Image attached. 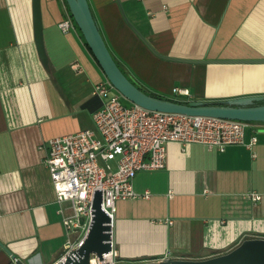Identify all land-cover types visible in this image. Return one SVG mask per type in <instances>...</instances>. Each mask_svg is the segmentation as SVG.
<instances>
[{
    "label": "crops",
    "instance_id": "0c3cea01",
    "mask_svg": "<svg viewBox=\"0 0 264 264\" xmlns=\"http://www.w3.org/2000/svg\"><path fill=\"white\" fill-rule=\"evenodd\" d=\"M51 71L34 39L32 0H0V241L25 264H57L67 235L45 164L50 138L92 128L105 74L78 26L64 33L65 0H41ZM124 73L142 89L181 101L264 95V0H89ZM188 89L189 94L174 89ZM251 149L167 144L166 166L139 172L149 198L119 200L112 235L123 261L205 259L264 237V124ZM246 132L248 142L252 135ZM261 194L254 201L250 194ZM69 213V210H66ZM0 246V264H16Z\"/></svg>",
    "mask_w": 264,
    "mask_h": 264
},
{
    "label": "built area",
    "instance_id": "2783aa9c",
    "mask_svg": "<svg viewBox=\"0 0 264 264\" xmlns=\"http://www.w3.org/2000/svg\"><path fill=\"white\" fill-rule=\"evenodd\" d=\"M73 23L68 17L59 27L68 33L74 29ZM174 92L189 94L184 88H175ZM93 94L101 100V106L92 113L93 127L52 137L47 142L44 161L67 235L63 257L82 243L88 231L94 189H102V208L111 217L112 225L119 200L149 198L148 191H135L134 179L139 172L165 168L168 143L180 144L185 152L193 143L223 152L230 145L251 149L258 142L257 131L253 130L255 122L129 106L108 79L95 85ZM247 130L253 132L248 142ZM250 196L255 202L262 197L256 192ZM102 258L92 254L89 264L124 262L113 240L112 249ZM165 258H169L168 253Z\"/></svg>",
    "mask_w": 264,
    "mask_h": 264
},
{
    "label": "water",
    "instance_id": "95a60500",
    "mask_svg": "<svg viewBox=\"0 0 264 264\" xmlns=\"http://www.w3.org/2000/svg\"><path fill=\"white\" fill-rule=\"evenodd\" d=\"M127 24L136 32L141 40L156 55L168 59L192 63L211 62H258L257 60H210L187 59L161 55L133 26L124 11L121 0H116ZM69 12L81 31L87 45L103 70L105 77L112 83L115 90L133 104L149 110L172 112L195 116H212L234 120L261 122L264 124V95H251L224 99L220 102L205 100L176 101L158 97L144 91L137 83L127 76L113 57L100 29L89 3V0H66ZM34 39L37 53L42 65L51 71L49 55L43 33L42 2L32 0ZM91 222L82 243L70 254L62 257L57 264H89L92 254L103 259V253L112 249V219L102 208V189H94L91 205ZM1 248L15 258L7 245L0 241ZM16 264H25L16 259ZM122 264V263H120ZM123 264H264V237L243 238L230 251L203 259H173L165 258L160 261H144Z\"/></svg>",
    "mask_w": 264,
    "mask_h": 264
},
{
    "label": "trees",
    "instance_id": "16d2710c",
    "mask_svg": "<svg viewBox=\"0 0 264 264\" xmlns=\"http://www.w3.org/2000/svg\"><path fill=\"white\" fill-rule=\"evenodd\" d=\"M65 2H66V0H65ZM70 16H71V14H70ZM71 18H72V16H71ZM73 19V18H72ZM144 90V89H143ZM144 91H146V90H144ZM146 92H148V91H146ZM149 94H152V95H155V96H158V97H162V98H167V99H172V100H176V99H173V98H169V97H165V96H162V95H158V94H155V93H151V92H148ZM176 101H181V100H176ZM185 102V101H184ZM216 102H220V101H216ZM255 123H261V122H255Z\"/></svg>",
    "mask_w": 264,
    "mask_h": 264
},
{
    "label": "rangeland",
    "instance_id": "374dc122",
    "mask_svg": "<svg viewBox=\"0 0 264 264\" xmlns=\"http://www.w3.org/2000/svg\"><path fill=\"white\" fill-rule=\"evenodd\" d=\"M73 22H74L73 24H75V21H74V20H73ZM75 25H76V24H75ZM125 103H126L127 105H129V106L133 104V103H131V102L128 101V100H126ZM124 262H132V261H131V260H130V261L125 260Z\"/></svg>",
    "mask_w": 264,
    "mask_h": 264
}]
</instances>
